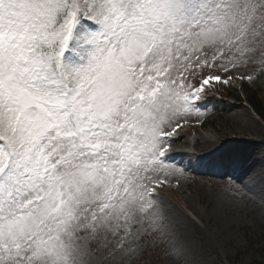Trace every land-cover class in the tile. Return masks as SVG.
Returning <instances> with one entry per match:
<instances>
[{
    "label": "snow or ice",
    "instance_id": "obj_1",
    "mask_svg": "<svg viewBox=\"0 0 264 264\" xmlns=\"http://www.w3.org/2000/svg\"><path fill=\"white\" fill-rule=\"evenodd\" d=\"M258 80L264 0H0V264H181L174 144Z\"/></svg>",
    "mask_w": 264,
    "mask_h": 264
},
{
    "label": "rangeland",
    "instance_id": "obj_2",
    "mask_svg": "<svg viewBox=\"0 0 264 264\" xmlns=\"http://www.w3.org/2000/svg\"><path fill=\"white\" fill-rule=\"evenodd\" d=\"M252 89L264 97V80ZM211 94L215 98L202 110L204 122L185 126L183 144H174L180 153L177 162L188 169L180 177L179 189L161 193L186 252L181 264L264 263V201L224 175L252 169L245 183L254 189L264 177V120L246 104L241 86H221ZM219 144L224 147L215 157L197 160ZM229 187L239 194L231 195ZM159 262L178 264L166 257Z\"/></svg>",
    "mask_w": 264,
    "mask_h": 264
},
{
    "label": "trees",
    "instance_id": "obj_3",
    "mask_svg": "<svg viewBox=\"0 0 264 264\" xmlns=\"http://www.w3.org/2000/svg\"><path fill=\"white\" fill-rule=\"evenodd\" d=\"M243 86H244V93L246 95L247 104L261 120H264L263 99L260 97L256 89H252V86H249L248 84H244ZM251 245H254L253 241H251ZM261 251L262 250H260V252ZM254 264H264V263L255 262Z\"/></svg>",
    "mask_w": 264,
    "mask_h": 264
},
{
    "label": "bare ground",
    "instance_id": "obj_4",
    "mask_svg": "<svg viewBox=\"0 0 264 264\" xmlns=\"http://www.w3.org/2000/svg\"><path fill=\"white\" fill-rule=\"evenodd\" d=\"M222 111L225 112L224 110H222ZM236 131H237V135H240L241 134V132L238 129H236ZM184 134H185V132L184 133H181L182 136H184ZM240 141H243V139L241 138ZM176 142H178L180 144H183V139L182 140H178ZM229 149H231V148H229ZM211 161H213V160H211ZM209 173H210V171H209Z\"/></svg>",
    "mask_w": 264,
    "mask_h": 264
}]
</instances>
